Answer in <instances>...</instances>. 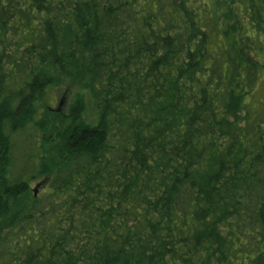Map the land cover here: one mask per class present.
I'll return each instance as SVG.
<instances>
[{
    "label": "trees",
    "instance_id": "16d2710c",
    "mask_svg": "<svg viewBox=\"0 0 264 264\" xmlns=\"http://www.w3.org/2000/svg\"><path fill=\"white\" fill-rule=\"evenodd\" d=\"M0 264H264V0H0Z\"/></svg>",
    "mask_w": 264,
    "mask_h": 264
},
{
    "label": "rangeland",
    "instance_id": "374dc122",
    "mask_svg": "<svg viewBox=\"0 0 264 264\" xmlns=\"http://www.w3.org/2000/svg\"><path fill=\"white\" fill-rule=\"evenodd\" d=\"M73 101L72 95L69 92H56L54 93V96L50 99L49 105L52 109L59 111L61 113H64L67 111L69 105ZM40 180L32 183V189L38 191L41 186H40ZM39 184V187L36 188V185Z\"/></svg>",
    "mask_w": 264,
    "mask_h": 264
}]
</instances>
